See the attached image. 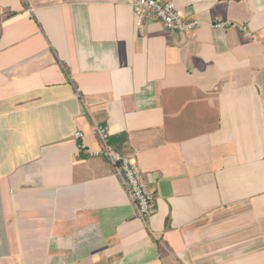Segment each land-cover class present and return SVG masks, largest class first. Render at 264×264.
I'll return each mask as SVG.
<instances>
[{
  "label": "crops",
  "instance_id": "crops-1",
  "mask_svg": "<svg viewBox=\"0 0 264 264\" xmlns=\"http://www.w3.org/2000/svg\"><path fill=\"white\" fill-rule=\"evenodd\" d=\"M160 1L0 0V264H264V0Z\"/></svg>",
  "mask_w": 264,
  "mask_h": 264
},
{
  "label": "built area",
  "instance_id": "built-area-1",
  "mask_svg": "<svg viewBox=\"0 0 264 264\" xmlns=\"http://www.w3.org/2000/svg\"><path fill=\"white\" fill-rule=\"evenodd\" d=\"M133 8L137 21H141L148 15H154L163 22L166 28L181 34L195 31L200 24L198 20H186L171 1L136 0ZM223 24L222 22L216 23L215 26ZM243 28L245 29V27ZM93 128L101 144V149L90 151V154L104 155L108 158L135 207L137 217L145 222L153 209V196L146 187L141 169L128 155L109 142L110 133L104 124L93 122ZM74 136L81 140L79 147L85 148L86 144L82 141L83 131H75Z\"/></svg>",
  "mask_w": 264,
  "mask_h": 264
},
{
  "label": "rangeland",
  "instance_id": "rangeland-1",
  "mask_svg": "<svg viewBox=\"0 0 264 264\" xmlns=\"http://www.w3.org/2000/svg\"><path fill=\"white\" fill-rule=\"evenodd\" d=\"M112 165V164H111ZM113 166V165H112ZM113 168H114V166H113ZM147 220V219H146Z\"/></svg>",
  "mask_w": 264,
  "mask_h": 264
},
{
  "label": "trees",
  "instance_id": "trees-1",
  "mask_svg": "<svg viewBox=\"0 0 264 264\" xmlns=\"http://www.w3.org/2000/svg\"><path fill=\"white\" fill-rule=\"evenodd\" d=\"M110 140V139H109ZM110 142V141H109Z\"/></svg>",
  "mask_w": 264,
  "mask_h": 264
}]
</instances>
